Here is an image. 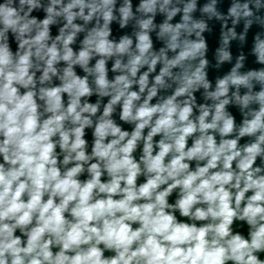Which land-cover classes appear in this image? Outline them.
<instances>
[{
    "label": "clouds",
    "instance_id": "obj_1",
    "mask_svg": "<svg viewBox=\"0 0 264 264\" xmlns=\"http://www.w3.org/2000/svg\"><path fill=\"white\" fill-rule=\"evenodd\" d=\"M113 2L103 0L102 5H96L86 4L85 0H72L62 11L67 14L68 24L72 25L76 15L87 21L104 8L107 10L103 11V18L107 22L112 19L108 6ZM58 3L60 0H53V5ZM20 4L36 6L35 0H20ZM76 7H79V13L72 11ZM85 7L91 9L87 16H84ZM47 11L53 13L54 8L49 7ZM121 11L126 20L130 15L129 7ZM22 20L24 17L15 8L0 6V22L5 30L23 34L28 31L29 24L35 23L31 20L21 24ZM51 22V18L45 19L43 31L21 44V47L24 44L35 45L34 55L45 61L41 82L50 79V72L55 74L53 65L58 60L69 62L61 78L64 81L62 87L40 90V98L46 105L44 111L52 113L42 123L33 99L35 93L27 91L19 95L13 86L18 83L27 88L34 84V74L29 75L33 52L29 49L14 64L7 46L0 47V79L3 81L0 86V134L4 137L0 141V155L4 160L0 163V264H224L225 260H232L234 264H264L253 254L264 249V175H259L264 169L260 166L253 168L258 156L262 157L261 163L264 164V148H261L264 144V91L257 96L261 104L259 111L254 112L253 118L244 121V126L239 129L240 137L259 135L254 143L241 151L237 148V139H222L217 145L214 136L208 134L210 129L217 130L221 137L233 132V118L223 115L227 100L216 105L211 122H206L210 115L208 108H203L198 122H194L189 119L192 107L187 102L184 106L175 102L177 97L189 93L194 84L204 81L200 69L192 77L185 76L184 85L162 104L150 106L149 102L157 94L156 87H152L147 98L136 107L134 102L140 100V95L129 91L133 81L128 75H119L110 84L106 78L105 62L100 60L94 69L98 73L96 84L99 94L110 95L111 99L96 123L92 154L86 155V141L82 137L84 128L91 126L93 121L83 114L94 115L97 106L87 103L80 106V98L91 93L87 78L75 76L72 65L85 66L90 50L103 55L128 53V63L122 66L117 60L114 68L123 67L131 77H135L141 65L149 64L145 53L151 42L147 35L139 36V55L129 52L132 41L127 38L113 47L107 40L110 33L106 23L104 29L93 30L84 41L87 47L73 59L68 45L73 42L75 32L66 38L57 37V40L63 39V55L55 43L51 47L46 45L47 26ZM150 23V20L144 21L141 26L147 28ZM72 27L80 30L75 25ZM164 30L175 31L167 26ZM172 40L170 47L175 49L176 35ZM194 47L204 45L201 43ZM259 47L264 48V43ZM189 54L182 51L176 60L167 61L155 77L156 84L163 85V77L169 75V67ZM222 58H228L227 53ZM157 59L159 57L151 60L148 72L154 70ZM261 60L264 61V56ZM85 71L93 70L85 67ZM148 72L139 78L141 93L148 85ZM261 78H264V73ZM229 81L234 85L247 84L248 78L236 75L233 69L230 76L219 80L217 90L206 93V97L219 99L226 95ZM203 86L205 89L209 87L206 82ZM61 92L68 93L71 98L66 110L62 108ZM250 99L245 96L242 104L246 107ZM121 101V119L135 122L130 138L127 131H122L108 119L113 105ZM65 121L78 126L65 128ZM146 127H150V131L147 137H142ZM197 132L200 135L194 139L192 147L185 150L187 138ZM160 133H163V139L158 142L160 151L153 156L152 140ZM57 134L59 148L65 153L59 163L66 166L75 162L63 174L58 167V157L54 155L57 142L52 138ZM109 136L113 139L105 144L104 140ZM142 138L145 140L141 157L143 173L140 164L131 156ZM170 153L171 159L165 164V157ZM93 158L98 162L91 163L87 169L91 178L80 181L77 176L84 171V164ZM237 158L239 171L232 168ZM185 160L196 161L195 170H190V164ZM220 165L219 170L212 171ZM104 172L110 178L107 182H101ZM141 174L146 177V182L137 186L136 181ZM177 189L175 201L169 203L168 197ZM249 191L252 195L246 198ZM25 195L27 201L23 199ZM117 196L120 198L116 199ZM233 197L235 207L232 206ZM242 202L244 207L241 209ZM66 212L71 219L65 216ZM177 212L189 221L211 222L197 227L194 223L178 220ZM234 218L245 221L250 229H254L250 230L251 242L240 234L231 235L230 225ZM33 220L35 225L28 228ZM133 224L139 226L133 229ZM17 229L21 236L15 235ZM210 234L211 240L207 239ZM23 236L27 240L21 246ZM54 245L59 247L55 255L51 250ZM100 245L104 246L103 249ZM105 250L115 255L106 258Z\"/></svg>",
    "mask_w": 264,
    "mask_h": 264
},
{
    "label": "water",
    "instance_id": "obj_2",
    "mask_svg": "<svg viewBox=\"0 0 264 264\" xmlns=\"http://www.w3.org/2000/svg\"><path fill=\"white\" fill-rule=\"evenodd\" d=\"M72 0H60V3L53 5V0H35V7L28 4L21 5L20 0H0V6H7L15 8L17 13L24 17L21 24L27 23L28 21L35 20V23L29 24V29L25 33L21 34L19 31L13 32L12 29L5 30V26L0 22V32L3 33L0 36V47L7 46L13 63L15 64L20 56H23L29 49L33 52V56L30 58L31 67L29 68V75H33V85H28L27 88L23 87L18 83H14L13 86L18 89V94L23 95L27 91H33L35 93L33 99L37 104L38 116L43 122L52 113H46L45 100L41 99L42 88L51 89L55 87H62L63 80L61 79L65 75V69L69 67V62L64 60H58L54 63L53 67L56 69L55 74L49 73L50 79L41 82L44 69L46 67L45 61L38 60L34 55L36 51L35 45L21 44L24 40H32L40 31H43V21L51 18V23L48 24V38L45 41L48 47H51L53 43L56 44L57 50L63 55L64 45L63 39L57 40V37L66 38L67 35L75 32L73 42L68 45L72 49L73 59L79 55L80 51L84 50L87 46L84 41L93 33V30H102L105 28L107 23V30L109 35L107 40L113 44V47L120 44L125 38L132 41L129 46V52L135 55H139L137 45L139 43L140 35H147L151 42V47L148 52L145 53L149 64L153 58L159 57L153 71L148 72L149 64H143L139 67L135 77H131L127 69L114 68L117 60H120L121 65H126L130 59L128 53H115L112 55H103L90 50V56L85 66L80 64H73L72 71L75 76L84 79L87 78V84L90 89V95H85L80 98V106L83 107L85 103L97 106V112L93 115L91 113H84V116H88L92 121L91 126L84 128L83 139L86 141L85 153L91 155L94 147L95 137L93 135L96 123L99 118L103 115L104 108L109 103L111 96H101L99 94L98 85L96 84V78L98 73L94 71L98 61L104 60V68L106 72V78L109 83H113L115 78L119 75H128L129 79L133 81L129 91H136L140 95V100L135 101L136 107H139L141 103L147 98L149 89L156 87L157 94L149 102L150 106L162 104L167 98L172 96L174 92L184 85L185 76L192 77L197 69H200L204 76V81L196 83L189 89V93H185L182 96L176 98V103L184 106L187 102L193 109L189 119L194 122H198V117L202 112L203 108H208L210 115L206 122H211L212 116L215 115L216 105L221 101L227 100L228 103L224 105L223 115L225 118L231 116L234 120L233 132L228 136L221 137L217 130H208L209 135H213L217 145L222 139H237V148L242 149L254 143L259 133L253 136L245 135L239 136V129L244 126V121L251 120L253 113L259 111L261 104L257 99L258 94L264 91V78H261V74L264 73V61L261 57L264 56V48L259 47L264 43V0H114L113 4L108 7L111 9L112 19L105 21L103 18V11L107 10L102 8L94 13L90 20L85 21L80 15H76L72 21V25L79 28L76 31L72 25L68 24L67 14L62 10L67 4L71 3ZM103 0H85L86 4L102 5ZM192 6L189 8V6ZM49 7L54 8L53 13H49L47 9ZM129 7L130 15L125 20L124 15L121 11L122 8ZM31 8V10H29ZM151 9V10H149ZM233 9L235 10L233 12ZM74 13H79V7L72 9ZM91 11L90 8H84V16H87ZM27 13V16H25ZM55 13H60L56 15ZM151 21L147 28H143L142 22ZM123 25V26H122ZM67 26V27H66ZM169 27L175 31H165V27ZM179 26V27H177ZM63 30V32H62ZM178 33V35H177ZM176 35L175 49L171 48L170 45L173 43L172 37ZM203 43L204 47L195 48L197 44ZM188 51L190 54L179 63L169 67V75L163 77V85H157L155 77L160 74L162 68L165 67L167 61L176 60L180 52ZM227 53L226 59L222 58ZM47 59V58H45ZM202 62H204L202 64ZM85 67L92 69L91 72H86ZM235 69L236 75L245 76L248 78L247 84L234 85L229 81L228 92L226 95L219 97V99H212L206 97V93L215 92L219 80L230 76ZM145 72H148V85L144 91L140 92L139 78ZM204 82L208 83L209 87L204 88ZM2 79H0V86H2ZM61 104L64 110L67 109L71 98L68 93L61 92ZM245 96L251 97L247 106L242 104V100ZM123 101L113 105V111L108 119H111L122 131H127L129 137L135 128V122H125L121 119ZM79 110V109H77ZM135 111V109H134ZM156 117H153V124ZM222 123V122H221ZM78 125H72L70 121H65V128H72ZM150 127H146L142 132V137H147ZM200 135L199 132L187 138V148L192 147L194 139ZM3 135L0 134V141L3 140ZM54 142H57L54 155L58 157V167L61 169V173L66 168L74 166L75 162L63 165L59 161L63 160L65 153H62L59 148V135L57 134L53 138ZM74 139V137H72ZM113 137L109 136L104 140V143H108ZM163 139V133L157 134L153 137L152 144L153 150L152 155L155 156L159 151L158 142ZM127 140V138H126ZM126 140L124 142H126ZM167 142V141H166ZM123 143V142H122ZM145 140L142 138L137 142L136 148L133 150L131 156L134 162L140 164V168L144 170V165L141 162L143 155V147ZM264 148V144L261 145ZM243 154V152H242ZM74 155V154H73ZM171 153L165 157V164L171 159ZM264 155V154H262ZM261 156H258L256 162L253 164V168L260 166L264 169V164L261 163ZM237 160L232 163V168L236 171ZM98 162L97 158H93L88 163L84 164V171L77 176V179L84 181L90 179L91 174L87 171L91 163ZM190 164V170H195L196 161H184ZM0 163H4L3 156L0 155ZM205 162H201L203 165ZM7 168L8 165L6 164ZM222 167L220 165L217 171ZM264 175V171L259 173ZM110 178L107 173L104 172L101 176V182H107ZM146 182V177L141 174L138 176L136 184ZM123 187V183L121 184ZM179 190H174L172 195L168 197V202L173 203L176 199V194ZM235 189H233V193ZM252 192L249 191L245 194L246 198L251 196ZM47 195L44 199L47 200ZM119 199L120 197H115ZM27 201V195L23 197ZM59 203V199L56 201ZM200 206V205H198ZM233 207H235L233 197ZM71 207V205L69 206ZM244 207V202L241 203L240 208ZM239 211V210H238ZM65 216L71 219L69 214L66 212ZM178 220L185 221L189 224L194 223L197 227L207 224L211 221H189L187 217H181L179 212L176 213ZM215 223H219L216 221ZM35 225H29L31 228ZM138 224H133L132 227L135 229ZM250 226L242 220L235 219L230 225L231 235L240 234L242 238L249 240L250 237ZM16 236H21L19 229L15 231ZM47 238V236L45 237ZM211 234L207 239L211 240ZM231 238V237H228ZM27 237H22V245L26 244ZM103 249V245H100ZM135 247V245L133 246ZM52 252L55 255L59 251L58 246L52 247ZM72 253H69L71 255ZM258 260L264 261V249L253 253ZM114 252L105 250L104 257L110 258L114 256ZM224 264H234L232 260H225Z\"/></svg>",
    "mask_w": 264,
    "mask_h": 264
}]
</instances>
